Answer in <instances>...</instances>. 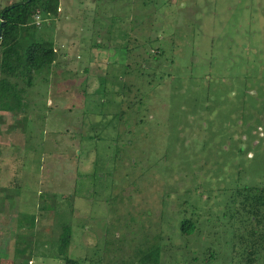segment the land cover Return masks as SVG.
<instances>
[{
  "label": "rangeland",
  "instance_id": "1",
  "mask_svg": "<svg viewBox=\"0 0 264 264\" xmlns=\"http://www.w3.org/2000/svg\"><path fill=\"white\" fill-rule=\"evenodd\" d=\"M62 5L39 19L57 61L0 102V264H139L154 244L161 264H244L228 214L264 187V0Z\"/></svg>",
  "mask_w": 264,
  "mask_h": 264
},
{
  "label": "trees",
  "instance_id": "2",
  "mask_svg": "<svg viewBox=\"0 0 264 264\" xmlns=\"http://www.w3.org/2000/svg\"><path fill=\"white\" fill-rule=\"evenodd\" d=\"M60 8L61 0H23L5 6L0 0V102L17 100L19 105L10 107H21L23 98L16 97V92L19 89L28 91L34 84L36 73L57 61L54 43L49 45L40 40L37 17L57 18ZM233 193L234 207L228 214L234 221L232 245L240 249L237 254L244 264H264V187L237 188ZM43 209L49 207L44 205ZM195 230L193 220L182 223L183 233L192 235ZM70 241L66 230L61 235V252L68 250ZM161 253V246L151 245L142 251L138 263L161 264ZM66 264L79 262L68 259Z\"/></svg>",
  "mask_w": 264,
  "mask_h": 264
},
{
  "label": "crops",
  "instance_id": "3",
  "mask_svg": "<svg viewBox=\"0 0 264 264\" xmlns=\"http://www.w3.org/2000/svg\"><path fill=\"white\" fill-rule=\"evenodd\" d=\"M1 1H2V0H1ZM62 1H63V0H61V8L63 7V5H62ZM8 3H11L10 0L8 1ZM69 7H70V6H69ZM69 7H68V8H69ZM61 8H60V10H61ZM61 11H62V10H61ZM61 11H60V12H61Z\"/></svg>",
  "mask_w": 264,
  "mask_h": 264
},
{
  "label": "built area",
  "instance_id": "4",
  "mask_svg": "<svg viewBox=\"0 0 264 264\" xmlns=\"http://www.w3.org/2000/svg\"><path fill=\"white\" fill-rule=\"evenodd\" d=\"M40 18L39 17H37V20H38V23H40V20H39Z\"/></svg>",
  "mask_w": 264,
  "mask_h": 264
},
{
  "label": "flooded vegetation",
  "instance_id": "5",
  "mask_svg": "<svg viewBox=\"0 0 264 264\" xmlns=\"http://www.w3.org/2000/svg\"><path fill=\"white\" fill-rule=\"evenodd\" d=\"M260 128H261V127H260ZM262 130H263V128L260 129L261 132H263Z\"/></svg>",
  "mask_w": 264,
  "mask_h": 264
}]
</instances>
